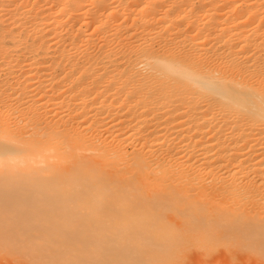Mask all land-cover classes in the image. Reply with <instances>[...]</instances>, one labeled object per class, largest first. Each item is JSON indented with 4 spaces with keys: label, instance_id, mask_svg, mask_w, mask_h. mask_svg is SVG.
I'll return each instance as SVG.
<instances>
[{
    "label": "bare ground",
    "instance_id": "1",
    "mask_svg": "<svg viewBox=\"0 0 264 264\" xmlns=\"http://www.w3.org/2000/svg\"><path fill=\"white\" fill-rule=\"evenodd\" d=\"M185 262L264 264V0H0V264Z\"/></svg>",
    "mask_w": 264,
    "mask_h": 264
},
{
    "label": "snow or ice",
    "instance_id": "2",
    "mask_svg": "<svg viewBox=\"0 0 264 264\" xmlns=\"http://www.w3.org/2000/svg\"><path fill=\"white\" fill-rule=\"evenodd\" d=\"M207 255H208V257H211V256L215 255V252L209 251ZM185 264H187V262H185Z\"/></svg>",
    "mask_w": 264,
    "mask_h": 264
}]
</instances>
